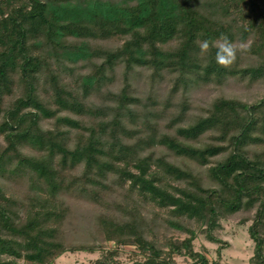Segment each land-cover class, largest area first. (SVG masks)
<instances>
[{
  "label": "trees",
  "instance_id": "1",
  "mask_svg": "<svg viewBox=\"0 0 264 264\" xmlns=\"http://www.w3.org/2000/svg\"><path fill=\"white\" fill-rule=\"evenodd\" d=\"M221 35L237 49L227 67L215 60ZM203 39L210 47L202 54ZM108 42L115 46L100 45ZM119 63L123 86L103 107L96 98L107 69ZM135 67L155 78L170 73L173 92L228 78L264 82V0H0V264H54L66 253L100 251L94 264H114L120 248L104 249L102 241L134 246L143 261L133 264H176V255L219 264L194 250L196 231L180 220L206 228L217 242L220 219L242 211L253 220L250 263L264 264V149L251 148L264 145V97L253 104L217 97L207 116L159 140L200 166L226 153L208 168L215 185L205 188L191 170L155 162L131 145L135 109L148 110L130 93ZM207 132L216 142L195 146ZM16 179L28 182L27 195L8 193ZM71 189L106 207L97 242L70 244L64 236L75 215L65 200ZM115 190L123 192L118 200ZM130 193L167 209L169 225L189 237L159 247Z\"/></svg>",
  "mask_w": 264,
  "mask_h": 264
},
{
  "label": "rangeland",
  "instance_id": "2",
  "mask_svg": "<svg viewBox=\"0 0 264 264\" xmlns=\"http://www.w3.org/2000/svg\"><path fill=\"white\" fill-rule=\"evenodd\" d=\"M105 44L100 45L104 48L115 46V44L109 42ZM238 51L243 57L246 56L243 47L239 46ZM90 67L88 66V68L82 70L79 69V72H77L79 74L84 73ZM123 72L124 65L120 63L116 64L113 70L107 69L108 75L106 74L107 79L104 81L99 101L96 98V101L100 102L103 107L112 105L109 104V93H118L121 90L123 86ZM151 73L152 71L149 69L135 67L129 75L131 84L130 93L132 96L140 98L143 104H148L147 111L144 110L143 106H138L135 109L139 116L137 115L138 117H136L135 122L130 126L133 131L129 139L132 143L131 145H139L138 150L140 155L147 156L151 154L155 162L160 159L181 169L191 170L194 174L198 175L202 186L205 188L214 186L215 184L209 178L207 170L217 160L225 157L226 153L211 158L210 160L213 164L200 166L193 160L177 156L165 146L159 145L158 142L166 135H174L176 129L181 125L192 124L199 117L207 116L211 104L217 97L226 96L236 98L248 104L256 103L264 97V82L228 78L220 85L201 83L192 85L188 91L180 88L176 92H173V76L170 73L162 70L161 76L156 78ZM147 114L149 115L146 116ZM85 120L89 125L88 119ZM50 123L45 122L44 127H50ZM137 131H139L138 134H136ZM213 134L211 132L205 133L199 139V142L195 143V146L205 147V145L214 144L216 141L212 138ZM150 136H152V139H150ZM3 141L2 136H0V144L4 143ZM223 144L226 145L227 141L223 142ZM251 148L256 151L263 150L264 145L259 147L252 146ZM79 170H75L74 174L81 172ZM70 180L71 178L67 182H70ZM7 183L6 189L9 194L15 193L17 197H23L28 194L27 181L16 179L10 180ZM172 184L176 185L175 182H172ZM112 193L113 198L116 195L114 199L118 200V194H122L123 192L118 190L116 193ZM128 196L135 198V202H137L135 205L142 215L141 221L145 232L149 239L154 240L159 247L165 250V245L169 239L182 241L189 237L187 233L176 230L169 225L168 221H171V216L167 209L159 208L149 201L145 202L147 200L135 196L133 193H130ZM65 200L71 209L72 206H75V215H71L72 225L65 224V227H63L65 238L70 244L85 242L91 244L94 241L97 242L100 235L97 219L101 217V211L104 208L106 209V207L95 205L89 197H84L78 192L77 194L75 192V196H72V189L66 193ZM180 223L186 227L195 229L194 250L206 256L210 262L217 261L219 264H251L255 243L250 238L249 228L253 220L251 219V214H248L246 211L220 219L219 227L213 232V236L217 238V242H211L207 237L206 228L198 227L194 221L184 220L181 222L180 220ZM99 244L104 249L120 248L114 258V264H133L136 261H143V257L135 252L134 246H121L105 241L99 242ZM78 253L65 255L56 264H94L101 257V251L92 256L84 252ZM174 261L176 264H188L191 262L185 255H176Z\"/></svg>",
  "mask_w": 264,
  "mask_h": 264
},
{
  "label": "clouds",
  "instance_id": "3",
  "mask_svg": "<svg viewBox=\"0 0 264 264\" xmlns=\"http://www.w3.org/2000/svg\"><path fill=\"white\" fill-rule=\"evenodd\" d=\"M216 47L215 60L218 65L227 67L230 66L236 59V47L228 39L227 36L221 35L217 41H213ZM210 42L208 39H203L199 43L200 52H208ZM243 47V45H241Z\"/></svg>",
  "mask_w": 264,
  "mask_h": 264
},
{
  "label": "crops",
  "instance_id": "4",
  "mask_svg": "<svg viewBox=\"0 0 264 264\" xmlns=\"http://www.w3.org/2000/svg\"><path fill=\"white\" fill-rule=\"evenodd\" d=\"M68 254H79V253H66V254L62 255L61 257H59V258L56 260V262H57L59 259H63V257H64L65 255H68ZM90 255L92 256L93 254H90ZM56 262H55L54 264H56Z\"/></svg>",
  "mask_w": 264,
  "mask_h": 264
}]
</instances>
